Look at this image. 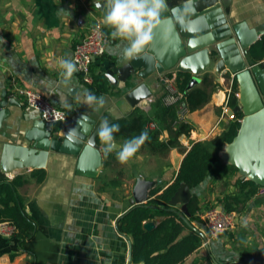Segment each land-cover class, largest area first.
Returning <instances> with one entry per match:
<instances>
[{"label":"crops","instance_id":"1","mask_svg":"<svg viewBox=\"0 0 264 264\" xmlns=\"http://www.w3.org/2000/svg\"><path fill=\"white\" fill-rule=\"evenodd\" d=\"M182 1L167 0L170 6ZM96 2L0 0V97L6 91L7 99H15L18 103L9 105L11 113L0 128V162L5 144L24 143L27 131L37 120L43 119L36 109L27 105L17 88L41 93L67 109L71 117L74 101L80 103L83 111L93 109L83 103L85 90L92 93L93 77H103L110 85L105 73L125 61L121 55L122 42L114 40L110 29L104 27L108 48L103 56L93 61L92 81H86L77 71L70 86L59 82L57 59H73L75 45L87 34L89 26L99 22L103 15V9L95 7ZM99 3L103 5L104 0ZM230 6L234 22L245 21L251 28L264 32V0H231ZM216 66L217 63L199 77L200 82L206 74L219 78L217 90L208 104L189 113L187 123L194 126V131L190 136L182 135L179 138L181 146L172 148L166 156L142 152L127 164H120L115 149L107 160L102 151L103 167L98 177L89 178L77 174V157L51 153L44 168V181L39 182L38 176L33 175L36 169L19 173L25 175L26 183L18 192L24 199L27 214L37 222V231L27 243V250H22L15 239L8 240L0 235V264H128L129 242L119 232L117 223L131 209L130 200L138 179L152 180L157 182L156 186L167 187L174 181L185 152L200 141L218 155L219 161L208 178L191 189L192 197L196 195L200 199L201 209L196 215L198 220L191 224L204 237L201 247L185 264H227L230 261L264 264V197L256 196V184L246 191L245 209L240 215L234 213L235 227L227 231L229 233L210 236L202 217L203 211L211 207L224 210L220 200L238 192L237 182L242 180L239 171L233 175L220 174L224 166L233 165L222 159L229 143L225 136L233 124L241 123L239 120L243 116L233 112L240 101L238 92L237 104L230 106L229 117L218 124L234 78L225 71L218 74ZM161 78L151 82L154 96L136 107L125 99L126 91L121 93L112 86L110 94L104 95L105 107L98 112L114 119L128 116L137 107L152 113L153 103L164 94L167 84L162 83ZM59 96L66 97L67 106L60 102ZM169 137L165 130L162 139ZM115 142L118 150L123 143ZM105 161L109 165L104 167ZM19 174L7 176L0 170V179L3 176L13 179ZM177 207L181 209V205ZM188 232L184 231L183 235Z\"/></svg>","mask_w":264,"mask_h":264},{"label":"water","instance_id":"2","mask_svg":"<svg viewBox=\"0 0 264 264\" xmlns=\"http://www.w3.org/2000/svg\"><path fill=\"white\" fill-rule=\"evenodd\" d=\"M230 2L184 0L175 6L167 2L168 10L162 14L150 44L137 58L115 64L105 73V78L121 93L126 91L125 99L136 107L154 96L153 80L180 71L192 74L195 85L200 82L199 76L217 63L218 74L228 72L238 82L240 101L233 112L243 116L240 129L232 142L227 144L222 159L238 169L242 180L264 186V65L255 63L250 53V48L264 32L251 28L245 21L234 22ZM173 9L180 11L174 14ZM219 81L217 78L216 82ZM161 82L166 81L161 78ZM74 102V115L68 120H37L25 134L24 143L5 144L1 172L9 176L25 169H44L51 153H59L78 158V175L98 177L103 167V155L97 132L102 119H107L109 123L115 119L93 109L83 111L80 103ZM9 105L18 103L15 99H7V92L4 91L0 97V128L11 113ZM84 114H87L86 120L81 119ZM71 129H76V133L69 142L66 134ZM93 140L94 148L89 146ZM156 184L152 180L138 179L130 200L131 209L146 204ZM191 198V188L182 184L171 204L181 205L182 212L190 217L188 203ZM155 226L154 221L144 223V228L148 230ZM117 228L129 242L128 264H131L132 240L120 231L119 221Z\"/></svg>","mask_w":264,"mask_h":264},{"label":"trees","instance_id":"3","mask_svg":"<svg viewBox=\"0 0 264 264\" xmlns=\"http://www.w3.org/2000/svg\"><path fill=\"white\" fill-rule=\"evenodd\" d=\"M251 57L255 63L264 60V34L250 48ZM174 77L177 88L186 96V107L190 112H195L208 104L212 95L218 88L216 79L211 74H206L199 85L194 86L192 74L176 72L169 73ZM90 90L96 96L110 94L112 85H108L103 77H93ZM166 91V87H165ZM164 91V93H165ZM239 85L234 78L229 106L237 104ZM163 96L158 97L152 106V113H147L141 108H135L128 116L115 119L113 123L120 125V131L115 133V140L124 143L126 140L139 136L147 130L149 139L143 144L138 153H147L153 156H166L172 148L180 147L179 138L182 135L190 136L194 126L187 122H178V106H166ZM155 122L156 129H151L148 124ZM240 123H235L225 136L226 142H232L238 133ZM168 130V140L162 139V133ZM112 157L109 154L105 159ZM219 161L203 142H195L185 152L179 171L174 181L167 187L157 185L150 192V200L141 206L129 210L119 222L121 232L132 240V262L134 264H185L188 259L201 247L203 235L192 226L198 220L200 212V199L193 195L188 205L190 218L171 200L182 184H187L191 189L201 185L216 167ZM104 162V167L108 166ZM229 171V172H228ZM238 169L233 165H226L220 172L221 175H233ZM33 175L38 176L39 182L46 178L44 169H36ZM26 183L25 175H16L13 179L3 176L0 179V223L10 222L17 227L14 239L22 250H27V243L37 231V222L34 217L27 214L23 197L18 190ZM239 191L227 194L220 200L224 211L240 215L246 205V191L256 186L249 180H238ZM258 185L256 186V188ZM256 192V190H255ZM189 218V219H188ZM156 221L153 229H145L144 223ZM190 224V225H189ZM192 226V227H191ZM189 232L183 235L184 231ZM227 264H242L230 261Z\"/></svg>","mask_w":264,"mask_h":264},{"label":"clouds","instance_id":"4","mask_svg":"<svg viewBox=\"0 0 264 264\" xmlns=\"http://www.w3.org/2000/svg\"><path fill=\"white\" fill-rule=\"evenodd\" d=\"M95 7L103 9L99 24L110 29L114 40L122 42L121 55L124 60L137 58L150 44L154 30L161 23L162 14L168 10L167 0H104L103 5L97 0ZM172 11L175 14L180 9ZM56 64L59 69L60 84L65 87L70 86L75 73L79 71L77 62L62 57L57 59ZM83 97V103L93 108L94 111H100L105 107L106 99L103 95L96 96L85 90ZM59 98L60 102L67 106L66 97L59 96ZM81 119L86 120L87 114H84ZM119 131V124L109 123L107 119H102L97 136L105 158L115 149L118 162L127 164L136 156L149 136L147 130H143L139 136L126 140L117 150L114 134ZM75 133L76 129H71L66 134L69 142L72 141ZM89 146L94 148L95 141H90Z\"/></svg>","mask_w":264,"mask_h":264},{"label":"built area","instance_id":"5","mask_svg":"<svg viewBox=\"0 0 264 264\" xmlns=\"http://www.w3.org/2000/svg\"><path fill=\"white\" fill-rule=\"evenodd\" d=\"M108 37L104 31V26L96 22L89 26L87 34L84 38L75 45L73 51V60L77 62L79 72L83 74L85 80L92 81L91 67L95 58L103 56L108 48ZM264 65V60L260 62ZM173 75H175L173 73ZM166 81V91L163 96V102L166 106L177 105L178 122H187V117L191 113L186 107V96L182 93L175 84L174 77L170 78L167 75L163 77ZM19 95L24 97L27 105L36 109L45 121H66L70 118L69 111L54 104L49 98L41 93L29 88H17ZM232 93V86L227 90V97L223 113L220 117V122L229 117L228 111L231 110L229 106V99ZM241 121V120H239ZM148 126L151 129H156L157 124L150 122ZM215 130V129H214ZM256 196L264 197V186L259 185L256 188ZM202 217L205 221L206 228L210 236H217L221 233L232 230L235 227V214L224 211L218 207H211L203 211ZM17 232V227L10 222L0 223V235L8 240H13Z\"/></svg>","mask_w":264,"mask_h":264},{"label":"rangeland","instance_id":"6","mask_svg":"<svg viewBox=\"0 0 264 264\" xmlns=\"http://www.w3.org/2000/svg\"><path fill=\"white\" fill-rule=\"evenodd\" d=\"M231 78H233V76L231 75ZM226 233H229V232H226Z\"/></svg>","mask_w":264,"mask_h":264}]
</instances>
